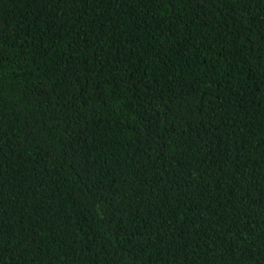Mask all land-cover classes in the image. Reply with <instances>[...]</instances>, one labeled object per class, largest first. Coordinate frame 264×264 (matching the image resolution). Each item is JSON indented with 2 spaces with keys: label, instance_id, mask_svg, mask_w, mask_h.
I'll list each match as a JSON object with an SVG mask.
<instances>
[{
  "label": "trees",
  "instance_id": "trees-1",
  "mask_svg": "<svg viewBox=\"0 0 264 264\" xmlns=\"http://www.w3.org/2000/svg\"><path fill=\"white\" fill-rule=\"evenodd\" d=\"M0 264H264V0H0Z\"/></svg>",
  "mask_w": 264,
  "mask_h": 264
}]
</instances>
